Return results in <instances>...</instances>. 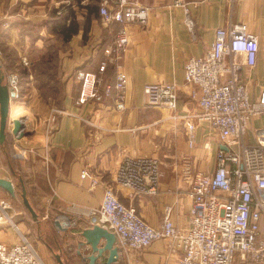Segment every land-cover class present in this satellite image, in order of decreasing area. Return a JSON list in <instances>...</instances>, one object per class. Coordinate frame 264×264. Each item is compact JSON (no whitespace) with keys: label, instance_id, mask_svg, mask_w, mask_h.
I'll return each mask as SVG.
<instances>
[{"label":"crops","instance_id":"0c3cea01","mask_svg":"<svg viewBox=\"0 0 264 264\" xmlns=\"http://www.w3.org/2000/svg\"><path fill=\"white\" fill-rule=\"evenodd\" d=\"M102 1L109 6L117 2L0 0V62L6 75L20 74V94L10 102L9 119L22 117L24 124L20 138L11 133L12 124L8 126L6 142L0 145V177L18 189L21 176L38 214L35 221L17 193L0 187V198L10 201L8 214L14 222L0 224V242L12 244L27 236L45 264H58L52 250L59 247L67 264H87L77 253L83 239L79 233L92 224L81 209L99 206L107 185L153 227L161 226L167 207L176 225H189L185 192L196 171L215 168L222 145L206 121L192 117L200 110L199 89L184 80V65L189 57L206 51L217 27L245 22L258 36L256 65L244 68L242 77L254 95L264 87V0H183L187 11L176 0H128L149 6L150 16L144 26H126L129 42L120 59L128 76L126 108L116 109L113 98L102 94L77 103V70H98L103 49L119 27L102 20ZM67 8L75 10L80 28L63 39L52 25L56 12ZM187 17L193 20L192 30ZM115 71L109 62L104 80L112 81ZM157 81L176 85L175 110L145 103L144 85ZM174 114L188 115L195 123L193 145L186 138L185 120ZM252 123L264 125V115ZM127 154L158 158L161 176L155 194L115 183V170ZM64 219L71 224L62 228ZM180 253L171 249L170 239L158 238L143 249L120 252L112 264H176Z\"/></svg>","mask_w":264,"mask_h":264},{"label":"built area","instance_id":"2783aa9c","mask_svg":"<svg viewBox=\"0 0 264 264\" xmlns=\"http://www.w3.org/2000/svg\"><path fill=\"white\" fill-rule=\"evenodd\" d=\"M187 11L183 0H176ZM105 23L116 22L113 38L104 47L105 58L96 72L79 68L80 90L76 102H85L100 94L113 98L118 110L126 108L128 76L121 69L120 59L128 47L127 25H146L150 7L145 4L117 0L109 6L99 4ZM192 30L193 20L187 17ZM259 50L258 36L245 22L230 23L215 29L209 48L198 56H191L184 65V80L199 89V112L192 117L206 121L217 133L219 147L212 171H196L185 198L189 203V225L180 227L167 207L160 227L149 225L133 206L125 205L112 185L104 188L99 206L81 209L90 216L91 224H98L116 236L120 252L139 250L158 238L170 239L171 249L180 250L176 264H264V125L252 120L264 115V87L254 95L242 77L244 68L256 65ZM2 45L0 42V58ZM109 62L115 65L114 79L106 82L104 73ZM24 65L28 64L25 57ZM8 86L19 97L20 74L7 75ZM145 103L175 110L177 88L173 82H149L144 85ZM185 120L188 144L195 141V123ZM54 119V118H53ZM86 170L81 171L85 177ZM161 176L160 161L149 155L127 154L115 170V183L134 192H157ZM91 183L97 184L93 179ZM10 201L0 198V224L14 225L8 214ZM71 224L61 220L62 228ZM0 264H45L36 246L27 236L12 244L0 242Z\"/></svg>","mask_w":264,"mask_h":264},{"label":"water","instance_id":"95a60500","mask_svg":"<svg viewBox=\"0 0 264 264\" xmlns=\"http://www.w3.org/2000/svg\"><path fill=\"white\" fill-rule=\"evenodd\" d=\"M14 97L15 92L8 86L7 75L0 62V145H4L6 142L9 124H12L11 133L16 138H20L24 133L22 117L9 119L10 102ZM221 148H225V146H221ZM19 183L20 188L17 189L11 180L0 177V187L12 195L17 193L32 218L38 221V214L28 199L26 186L21 176H19ZM79 234L83 239L80 241L77 253L82 254V259L87 260V264H112L118 260L119 251L115 244V234L112 231L98 224H92V226L82 229ZM82 248L85 254L82 253ZM85 249L88 251L87 253ZM52 251L58 264H67L60 247L57 251Z\"/></svg>","mask_w":264,"mask_h":264},{"label":"trees","instance_id":"16d2710c","mask_svg":"<svg viewBox=\"0 0 264 264\" xmlns=\"http://www.w3.org/2000/svg\"><path fill=\"white\" fill-rule=\"evenodd\" d=\"M79 28V23L76 19V12L74 9L67 8L65 12H56V18L52 25V30L60 34L63 39H66L70 35L78 32Z\"/></svg>","mask_w":264,"mask_h":264},{"label":"rangeland","instance_id":"374dc122","mask_svg":"<svg viewBox=\"0 0 264 264\" xmlns=\"http://www.w3.org/2000/svg\"><path fill=\"white\" fill-rule=\"evenodd\" d=\"M31 239V238H30ZM32 240V239H31ZM33 243V240L31 241ZM34 245L36 246V244L34 243ZM37 248V247H36Z\"/></svg>","mask_w":264,"mask_h":264},{"label":"bare ground","instance_id":"6f19581e","mask_svg":"<svg viewBox=\"0 0 264 264\" xmlns=\"http://www.w3.org/2000/svg\"><path fill=\"white\" fill-rule=\"evenodd\" d=\"M208 48H209V47H208ZM208 48H207V49H208ZM207 49H206V50H207ZM115 237H116V236H115ZM115 244H116V240H115Z\"/></svg>","mask_w":264,"mask_h":264}]
</instances>
